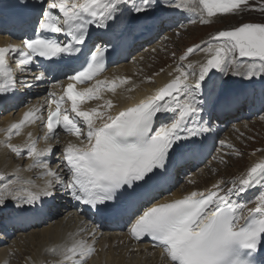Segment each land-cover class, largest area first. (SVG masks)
Here are the masks:
<instances>
[{"label":"snow or ice","instance_id":"snow-or-ice-1","mask_svg":"<svg viewBox=\"0 0 264 264\" xmlns=\"http://www.w3.org/2000/svg\"><path fill=\"white\" fill-rule=\"evenodd\" d=\"M22 6L29 12L21 25L32 34L25 33L19 47H0V94H15L19 85L32 86L27 79L16 78V69L8 63L10 55L16 57L21 72L39 62L43 70L33 81L44 83L54 74L58 83L61 76L70 82L63 95L49 92L46 106L30 109L11 125L6 130L9 138L26 123L40 120L47 129L45 141L56 137L59 128L78 140L83 137L81 144L87 141V146L69 143L62 148L54 171L50 144L38 150L32 140L22 151L3 142L16 156L32 159L29 169L45 171L39 186L0 172V222L50 216L58 200L70 197L76 201L74 207L83 205L82 211L90 216L125 219L130 237L150 238L153 247L161 250L164 264H264V160L229 181L230 186L219 181L207 193L192 191L164 203L157 202L156 195L165 190L174 170L202 152L213 122L221 118L223 102H239L227 79L218 83V73L247 80L245 88L252 87L254 92L259 81L261 90L258 97L253 95V102L258 98L264 111V21L218 30L203 45L188 47L182 60L197 51L207 58L195 65L181 64L175 69L178 74L155 95L115 115L111 100L99 106L103 111L80 107L85 100L101 99L107 81L96 79L83 91L75 89L77 83L95 79L104 71L105 59L121 50L129 34L126 21L146 30L157 24H179L176 17L190 12L208 24L217 14L242 12L249 0H196L195 4L185 0H34ZM128 82L119 81L121 85ZM117 87L113 81L109 90L114 93ZM66 101L70 108H63ZM97 120L102 121L100 126ZM253 188L257 193L251 200L241 199ZM97 231L90 233L92 243L79 240L67 247L63 264H87L97 252Z\"/></svg>","mask_w":264,"mask_h":264},{"label":"rangeland","instance_id":"rangeland-1","mask_svg":"<svg viewBox=\"0 0 264 264\" xmlns=\"http://www.w3.org/2000/svg\"><path fill=\"white\" fill-rule=\"evenodd\" d=\"M252 9H255V10H252ZM260 9H264V0H249V7H245L242 11L243 13L240 16L233 14V15L228 16V17H220L221 14H217V16H214L215 17V20H213L214 22H210L208 24H205V23L200 22L201 21L200 20L199 25L197 24L196 27H192L193 25H191L184 32L182 31V29L185 27H181L179 32H180V35L182 38L179 42H177V46L178 47H181V46L186 47L189 45L191 46L192 44H194L195 42H198V41L200 42L199 44H202V41L205 39L204 37L208 36L209 33L216 32L217 29L218 30H225V29H228L232 26L238 25V24H240L242 22H246V21L247 22L264 21V11H261ZM235 13L240 14L241 11H236ZM175 31H177V29ZM175 39H177L176 36H170V38H169V40L171 42L175 41ZM178 40L179 39H177V41ZM166 42L168 43V41H166ZM156 46L152 45L150 47V49H146V51L141 53L138 57H135L133 60L141 59L142 55H144L147 52H151L152 49H154ZM169 48H170V46H169ZM181 50H184V48H181V49L173 48L172 51L175 53H179V51H181ZM198 52L199 51L195 52L193 55H191L190 58L193 59ZM159 53H161V52L157 51V52L152 53V60H151V57H148V59L141 60L140 62L153 61L155 56ZM198 56L199 55H197V57ZM171 59H173V55L169 54V55L161 58L157 62L163 63V62H166V61L171 60ZM204 59H206V55H205ZM133 60L127 61V64L130 65L131 62H133ZM200 61H202V60H196V62L194 64H196L197 62H200ZM159 66H160V64H159ZM152 69H155L154 66L152 67ZM152 75H153V73L151 74V76ZM217 75H218V83L222 82L224 80L222 78L223 75L220 73H218ZM152 77H151V79H152ZM226 79L230 80L229 77ZM148 80H150V79H148ZM141 81H144V80H139V82H141ZM230 82H232V81H230ZM252 124H254V126L256 125L255 134L257 135V133H259L258 142L257 141L254 142L253 140H251V139H253V137L250 136L251 133H247V134L246 133H240L239 128H241L242 126L239 125L238 123L236 125H237V130H239V131L234 132L233 137L231 136L233 139V140L231 139V141H229V131H230L229 129H225V131L223 133V134H225V136H222L217 131V141H216L214 146L216 147L217 144L222 145V149H221L222 154L219 151L216 152V156L213 157V160L215 159L218 162L217 163L216 162H210V164H209L210 165V172H211V168H213L212 171H215V172L219 168V172H216V173H219L221 176H223L227 180V183L229 181H232L236 178L241 177L240 174L242 172H244L246 169H248L254 165V162L252 160L254 154L264 152V151H261V149L264 148V118H260L259 120L253 122ZM249 129L250 128L247 125H245L242 127L241 131L245 130L244 132H250L251 130L249 131ZM261 129H262V131L259 132ZM221 141H223L224 143L221 144ZM232 141H234V143H232L231 147H228V149H227L226 144H230ZM254 144H257V146L255 148L251 149L252 145H254ZM214 146H213V148H215ZM227 152L228 153L230 152V154L228 155ZM217 154H221L222 157L220 155H217ZM211 155H213V154H211ZM221 158H222V160L220 161ZM20 159L22 162L24 161L23 158H20ZM211 163H213V164H211ZM244 163H246V164H244ZM208 170L209 169H207V168L205 169L204 166H200L192 175L193 169H191L189 167L188 171H186V173H184L185 179H183L182 182H184V181L186 182L189 179H191L189 181V184H190L197 177L199 180H204L205 177L209 178L208 173H210V172H208ZM186 179H188V180H186ZM211 179H212V177H211ZM202 183L204 184V186L207 185L209 183L208 179ZM213 183H218V182L213 181V182H211V185ZM183 185H185V184H183ZM211 185L207 186L205 188L207 189V188L211 187ZM224 186L226 187V186H230V185L225 183ZM197 189L202 190L201 188H197V187L189 188L190 191L197 190ZM63 215H65V214H63ZM27 243L29 244L31 242L29 241ZM29 245H26L25 247H23V249L28 247ZM142 264H144V263H142Z\"/></svg>","mask_w":264,"mask_h":264},{"label":"bare ground","instance_id":"bare-ground-1","mask_svg":"<svg viewBox=\"0 0 264 264\" xmlns=\"http://www.w3.org/2000/svg\"><path fill=\"white\" fill-rule=\"evenodd\" d=\"M170 42L171 41L169 40V43ZM152 51H153V49H152ZM181 51H179V52H181ZM197 55H199V56L197 57ZM205 55L206 54L204 52L197 53L195 55V57H194L195 60L193 62L195 63L196 60H202V61L205 60L204 59ZM166 56H167V54H166ZM137 60L141 61V59H137ZM143 62H144V65H145V63H150L152 61H147V62L143 61ZM159 64H161V62H156V64L154 65L155 69L151 68V70L145 72V71H143L145 69L144 65L140 64V65L137 66L138 68H136L135 65H131V64L129 65V64L125 63V65L128 67V70L132 71L133 74L139 75L140 77H143V74L144 75H149L152 71H155L157 69V66H159ZM196 64H198V62ZM127 67L124 68V69L127 70ZM121 68H122V66L120 65V66L116 67L115 69L117 70V69H121ZM175 69L176 68H172V66H169L164 71L160 72L159 74H155L154 72H152L154 74V75H152L153 77L151 76L152 79L144 80V81H141V82H139V78L137 76H135L133 78L134 79L133 82L130 83L129 90L126 93H121L119 91V92H117V93H115L113 95H110V97L113 99V104H114L113 109L117 108L118 106L122 107V106H125L127 104L133 103V102L137 101L138 99H142V98L147 97L149 95H155L156 92H157V89L163 87L164 84L167 81H169L170 79H173L174 76L178 74V73L175 72ZM142 72H143V74H142ZM169 73H172V75H169ZM226 78H228V76H225L224 79L226 80ZM229 79H230V80H228L229 81V85H230V83L234 84V82L235 83L238 82V84H242L240 86V88H239L238 85L237 86L230 85L231 89L235 90V92H237V93L238 92H242L241 89L248 90L249 87L245 88V85L248 84V82H246V80H243L242 82H239L241 79L238 78V77H235V76H231ZM230 81H232V82H230ZM256 83H260V82L257 81ZM238 97H239V102L234 103V106H232L234 108H231L230 112H234V113L230 114V116L234 115L238 111L237 110V108H239L238 104H240L241 101L243 100L242 95H238ZM226 101L227 100H225L224 102H226ZM21 139H24V137H21ZM216 141H217V131H215L213 129L212 134L208 138V143L204 144V146H206L205 149H203L202 152L196 158H194L193 163H190L189 166L186 169H182L183 171L182 170L179 171V173L176 175L177 176L176 180L177 181H183L184 178H182V174L186 173V171H188L189 167L191 169H194L197 162H200V160H205L207 158V156H208V152L213 148V146L215 145ZM4 149L6 151H10L9 148H4ZM254 159H255V161H253V162L254 163H258V162L264 160V154H262V155L256 154L255 156H253L252 160H254ZM8 162H9V160L7 159V154L5 153L4 150H1L0 151V164H7ZM23 163L24 164L30 163V160L24 159ZM14 166H17V165L14 164ZM31 169H34V167L31 168ZM213 184H216V183H213ZM212 185H211V187H209L207 189L212 188ZM207 189H205V190H207ZM197 191L201 192V190H198V189H197ZM255 192H256L255 188H253L250 192H248L246 195L250 194V196L247 198V200H251V198L256 195L257 192L256 193ZM171 196L175 197V195H173V194ZM251 206H253V205L249 204V207H251ZM66 216H68V215L65 214V215H62L61 217H66ZM56 221L62 223L64 225V227L66 229H68L67 228L68 222H63L61 220V218H57ZM49 232H50V228L49 227H45V228H43L41 230L34 229L33 231H31V233H33L31 235L32 242L30 241L31 243H29V244H32L34 242L33 240H35L38 237L43 236V235H45L46 237H51L52 233H49ZM81 237L82 238H77L76 240L77 241L83 240V241H86L88 243H92V240L90 239V236H81ZM118 240H119V238L115 237V241H118ZM69 241H70V236L67 234L66 231H60V232L57 233V235H56V243L61 244L62 251H64L65 248L68 246V242ZM111 241H112V239H110V240H107V239L99 240V239H97V234H96L95 247L97 249V252H96L97 255H95L96 257H94V259H93V261H94L93 264H99V261H100L99 255L103 251H105V252H107L109 254V255L104 256V257H108L106 259L107 264H126V263L127 264H142V263H144V264H157L154 261L153 258L150 261L147 260L148 257H145L144 255H141L139 251L137 253H134L131 258H127V256H125V254H122L121 251L114 252V251L108 250L107 246H108V244L111 243ZM24 244H19L18 245L19 248L23 249V247H25L26 245H29L28 243H24ZM158 253H160V255H161L160 251Z\"/></svg>","mask_w":264,"mask_h":264}]
</instances>
